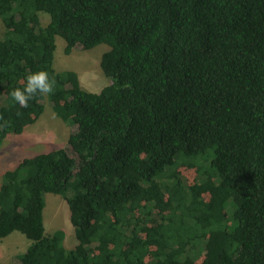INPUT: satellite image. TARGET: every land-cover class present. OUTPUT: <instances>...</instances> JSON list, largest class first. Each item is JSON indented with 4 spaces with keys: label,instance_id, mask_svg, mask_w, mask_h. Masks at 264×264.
Masks as SVG:
<instances>
[{
    "label": "trees",
    "instance_id": "1",
    "mask_svg": "<svg viewBox=\"0 0 264 264\" xmlns=\"http://www.w3.org/2000/svg\"><path fill=\"white\" fill-rule=\"evenodd\" d=\"M0 20V146L45 101L75 126L69 151L2 176L0 240L30 242L11 264H264V0H0ZM56 36L66 54L107 45L110 84L55 71ZM40 70L54 92L21 108L10 93ZM48 193L71 249L45 234Z\"/></svg>",
    "mask_w": 264,
    "mask_h": 264
},
{
    "label": "rangeland",
    "instance_id": "2",
    "mask_svg": "<svg viewBox=\"0 0 264 264\" xmlns=\"http://www.w3.org/2000/svg\"><path fill=\"white\" fill-rule=\"evenodd\" d=\"M41 25L45 26L49 16L41 12ZM4 26L0 20V38L3 36ZM53 68L60 72L70 70L77 74L80 88L86 92L99 93L108 86L111 79L102 70L100 61L102 55L109 50L105 44H99L91 49L74 48L69 54L64 52L65 42L55 37ZM75 129L70 121H63L56 115L47 101L39 118L26 126L21 134L7 135L0 146V183L5 172L12 170L23 158H30L39 154L58 149H67L69 134ZM189 180L195 177L192 172H186ZM188 179L186 180L188 183ZM43 209L44 230L46 235L56 230L65 234L63 244L65 248H73L77 241L74 228L69 220V209L66 201L57 193L45 196ZM230 204V202L228 203ZM30 242L20 232L14 231L0 240V263L11 264L17 254L26 251Z\"/></svg>",
    "mask_w": 264,
    "mask_h": 264
},
{
    "label": "clouds",
    "instance_id": "3",
    "mask_svg": "<svg viewBox=\"0 0 264 264\" xmlns=\"http://www.w3.org/2000/svg\"><path fill=\"white\" fill-rule=\"evenodd\" d=\"M56 87L55 78H49V73L44 70L33 72L25 77L23 89L16 88L10 95L13 101L21 108H27L28 101L37 94L50 95ZM6 123V122H5Z\"/></svg>",
    "mask_w": 264,
    "mask_h": 264
}]
</instances>
